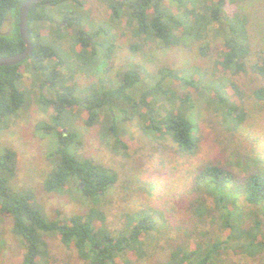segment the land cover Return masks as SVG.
I'll return each mask as SVG.
<instances>
[{
  "label": "trees",
  "instance_id": "trees-1",
  "mask_svg": "<svg viewBox=\"0 0 264 264\" xmlns=\"http://www.w3.org/2000/svg\"><path fill=\"white\" fill-rule=\"evenodd\" d=\"M23 1L0 0V57L25 47L19 33ZM67 1L79 6L84 2L42 0L29 8L30 56L17 64L0 65V128L24 105L26 93L19 83L24 72L32 71L39 101L53 110L48 122L36 126V130L54 133V149L46 155L50 169L42 189L46 193L72 191L87 209L49 216L33 191L11 185L15 153L6 149L0 153V219L10 220L11 233L22 248V264H59L50 238L73 249L85 264H136L148 256L156 234L168 226L167 219L161 211L145 208L132 213L119 229H110L100 203L118 174L79 151L82 132L74 120L81 118L87 126L98 123L107 146L125 152L132 136L127 126L136 119L144 135L169 141L179 157H192L200 145L198 101L211 109L229 141L242 137L243 93L230 77L251 74L264 80V56L249 61L253 52L248 17L237 9L242 0H101L108 19L93 29L85 27L71 9L52 13L53 7ZM121 20L143 42L155 41L160 48L186 46L202 38L206 43L199 51L206 54L211 35L216 41L215 72L196 66L147 71L139 63H129L116 78L100 76L80 86L76 74L96 75L98 64L106 66ZM175 82L181 91L173 87ZM251 95L263 99L264 84L253 88ZM237 166L242 176L222 161L198 168L192 181L195 202L190 221L198 227L210 219L208 227L199 231L195 241L171 244L166 256L153 264H218L227 249L249 257L263 253L264 160L252 153L240 157ZM209 197L212 206L206 204ZM243 201L251 205V217Z\"/></svg>",
  "mask_w": 264,
  "mask_h": 264
},
{
  "label": "rangeland",
  "instance_id": "rangeland-1",
  "mask_svg": "<svg viewBox=\"0 0 264 264\" xmlns=\"http://www.w3.org/2000/svg\"><path fill=\"white\" fill-rule=\"evenodd\" d=\"M83 1L80 6L71 1L63 2L51 10L56 14L60 9H71L82 18L84 26L91 29L108 19V9L104 2ZM237 9L248 17V34L253 52L249 61H254L257 55L264 56V0H242L238 2ZM55 17L57 21L58 15ZM114 32V48L106 66L98 64L100 71L96 75L76 74L75 79L80 86L95 82L100 76L116 78L129 63H139L147 71H156L161 66L170 69L196 66L207 72H215L216 41L211 35L208 38L207 53L201 54L199 47L206 43L202 38L192 40L186 46L160 48L155 41L143 42L124 20L120 21ZM98 61L101 62L102 59L98 58ZM230 78L243 93L246 111L242 124L243 135L229 141L215 123L216 118L211 109L198 101L200 145L192 157H179L170 148L169 141L159 137L152 140L144 135L136 119L127 126L132 136L125 152L107 146L98 123L87 126L81 118L74 120V125L82 132L79 151L114 169L118 174L116 183L100 203L110 229H119L130 220L132 213L145 208L157 209L167 219L168 226L156 234L148 256L135 261L136 264H153L166 256L171 244L195 241L199 238V231L208 227L210 219H206L198 227H193L190 221L195 202L191 195L192 181L199 167L211 161L227 162L232 165L235 173L242 176L243 173L237 166L240 157L247 158L254 153L264 160V98L257 100L251 95V90L264 84V80L258 81L251 74H239ZM33 79L32 71L24 72L19 85L25 90V103L11 117H7L0 128V153L6 149L15 153L16 173L11 185L16 189L33 191L51 217L83 213L87 207L73 197L72 191L46 193L42 189V180L50 169L46 155L54 149V133L45 132L43 128L36 130V126L48 122L53 110L51 106L45 107V103L39 101L40 94L33 86ZM173 87L178 91L183 89L176 82ZM227 89L231 91L230 88ZM44 94L46 97L50 96L46 91ZM161 147L163 150L159 151ZM242 203L247 217H251V205L244 201ZM206 204L212 206L210 197ZM260 212L263 213L264 209ZM210 225L215 231L216 226L211 222ZM10 227L8 218L0 219V264H22V248L12 235ZM49 244L59 264H85L76 257L73 249L66 247L57 238H50ZM218 264H264V251L260 255L249 257L227 249Z\"/></svg>",
  "mask_w": 264,
  "mask_h": 264
},
{
  "label": "water",
  "instance_id": "water-1",
  "mask_svg": "<svg viewBox=\"0 0 264 264\" xmlns=\"http://www.w3.org/2000/svg\"><path fill=\"white\" fill-rule=\"evenodd\" d=\"M37 1L42 0H25L21 3L19 10V33L21 39L24 42V49L18 53L1 56L0 57V65H13L22 62L26 58H28L33 49V43L29 39L28 35V11L31 5Z\"/></svg>",
  "mask_w": 264,
  "mask_h": 264
}]
</instances>
